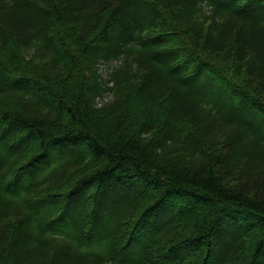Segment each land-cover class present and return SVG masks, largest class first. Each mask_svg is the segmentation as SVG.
<instances>
[{
  "label": "trees",
  "instance_id": "obj_1",
  "mask_svg": "<svg viewBox=\"0 0 264 264\" xmlns=\"http://www.w3.org/2000/svg\"><path fill=\"white\" fill-rule=\"evenodd\" d=\"M0 264H264V0H0Z\"/></svg>",
  "mask_w": 264,
  "mask_h": 264
},
{
  "label": "rangeland",
  "instance_id": "obj_2",
  "mask_svg": "<svg viewBox=\"0 0 264 264\" xmlns=\"http://www.w3.org/2000/svg\"><path fill=\"white\" fill-rule=\"evenodd\" d=\"M105 70H106L105 68H100V72H101L102 75L105 74Z\"/></svg>",
  "mask_w": 264,
  "mask_h": 264
},
{
  "label": "bare ground",
  "instance_id": "obj_3",
  "mask_svg": "<svg viewBox=\"0 0 264 264\" xmlns=\"http://www.w3.org/2000/svg\"><path fill=\"white\" fill-rule=\"evenodd\" d=\"M205 251V250H204ZM205 253V252H204Z\"/></svg>",
  "mask_w": 264,
  "mask_h": 264
}]
</instances>
